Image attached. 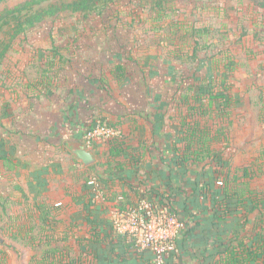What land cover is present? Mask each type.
I'll return each instance as SVG.
<instances>
[{
  "label": "rangeland",
  "instance_id": "rangeland-1",
  "mask_svg": "<svg viewBox=\"0 0 264 264\" xmlns=\"http://www.w3.org/2000/svg\"><path fill=\"white\" fill-rule=\"evenodd\" d=\"M75 1L0 4V264H44V256L53 262V252L67 253L70 264H96L94 246L84 243L91 225L86 228L80 214L73 213L76 223L65 228L54 224V214L50 224L42 221V206H53L46 202L50 183L39 187L51 174L39 170L58 165L60 154L47 146L46 135L34 140L27 133L36 114H47L49 104L71 103L82 86L86 93L88 83L100 91L92 102L102 111L90 121L112 127L120 118L109 115L146 107L148 96L157 99L158 109L171 111L172 124L189 114L188 123L226 127L230 138L237 119L264 128V0H97L87 10L74 9ZM227 64L233 67L228 85L234 102L223 117H217L220 111L201 116L200 103L191 102L189 109L182 91L196 76H220ZM202 104L207 110L208 100ZM114 128L126 139L128 132ZM91 176L106 194L101 180ZM82 178L91 205L106 206L108 218L101 223L116 230L125 212L92 191L89 175ZM254 190L264 201V187Z\"/></svg>",
  "mask_w": 264,
  "mask_h": 264
},
{
  "label": "crops",
  "instance_id": "crops-1",
  "mask_svg": "<svg viewBox=\"0 0 264 264\" xmlns=\"http://www.w3.org/2000/svg\"><path fill=\"white\" fill-rule=\"evenodd\" d=\"M85 89L88 93L82 86L71 103L64 100L62 105H47V114H36L35 125L29 124L27 129L34 140L43 137L41 134L46 135L47 146L60 154L57 155L60 158L57 159L58 165L50 164L47 169L39 170L40 173L51 174L47 180H42L50 183L51 193L46 202L53 208L43 207L54 214L53 221L57 227L65 228L76 223L72 214L78 213L86 228L90 222L91 227L84 237L89 239L95 234L92 224L108 218L106 206L91 205L89 189L82 178L86 174L91 178L94 173L109 196L125 194L133 205L143 197L152 199L159 206L171 207L173 213L187 224L191 229L190 237L179 240L178 250L168 264H264V252L258 250L259 258L250 259L243 251L244 246L260 242L261 230L256 229L259 210L254 212V216L253 212L247 215L246 210L234 209L230 215L220 219L218 207L214 206L215 200H219L215 195L221 187L215 164L189 163L183 167L177 163L175 148L183 149L182 121L172 124L176 117L165 106L158 109L156 98L147 96L146 107L138 105L137 110L122 109L116 116L109 115L112 121L120 118L115 123L131 138L126 136L127 146L131 147L126 155L112 158L111 145L105 143L91 150L95 157L93 164L85 166L79 161L68 146L83 144L84 131L90 119L102 111L92 102L100 92L97 91L98 85L88 83ZM84 98H88L89 103ZM129 117L132 118L131 126L128 125ZM252 122L251 125L244 120H235L230 147L225 152V158L233 169L248 166L259 156L264 143L261 135L264 128ZM255 132L260 133L261 139L254 135ZM100 155L102 157L98 158ZM116 163H119L118 167ZM61 168L66 172L59 174L57 171ZM250 185L252 189H262L264 174L252 179ZM56 204H62L61 208ZM101 227L105 229L100 234L103 245L89 242L94 246L96 264H154L150 251H134L117 240L113 233L109 236L112 230L110 223Z\"/></svg>",
  "mask_w": 264,
  "mask_h": 264
},
{
  "label": "trees",
  "instance_id": "trees-1",
  "mask_svg": "<svg viewBox=\"0 0 264 264\" xmlns=\"http://www.w3.org/2000/svg\"><path fill=\"white\" fill-rule=\"evenodd\" d=\"M3 1L5 0H0V4ZM96 4L97 0H76L72 7L77 10H87L92 8ZM116 69L123 73V78L126 77V74L122 67L119 66ZM220 71L222 73L220 76H209L206 77V79H202L201 77L196 76L195 81L192 84L188 85L187 88L182 91V93H184V96L182 95L181 99L183 100L184 104H189V109L191 108L190 105H192L190 104L191 102L200 103L201 111L198 110V113L201 116H210L209 114L220 111V114L218 113L217 117L222 118V111H224V109L226 111L228 108H230V106H232V102L234 101L232 98L230 86L228 85V76L229 73L233 71V67L231 64H227L224 66V68H222V70H219V72ZM218 88L221 90H216ZM215 90L216 92L214 93ZM205 100H208L207 110L205 109L206 106L202 104V102ZM228 114L229 113L225 115L226 118L230 117H227ZM188 118L189 114L188 117H185L184 121H182L181 124L183 128V149L175 148V157H177V163L183 167L187 166L189 163H195L198 165H209V163L215 164V173H217L221 178L222 183L220 190L215 195V198L218 197L219 200L216 199L214 203V206L216 208L218 207V212L221 214L220 219H224L225 217L230 215V213L234 209H242L243 211L246 210L247 215L255 212L256 210H259L256 218V229L261 230L259 234V236H261L260 242L249 247L244 246L245 249L243 250L250 259H258L259 255L256 254L257 251L260 250L264 252V209H262L264 201L259 198L260 195L257 193V191L251 188L250 181L264 174V149L261 150L258 158L250 165L233 169L230 161L225 158V152L230 147L229 129L222 126H203L200 122L196 121L194 122V124H190L187 122ZM113 126L116 127L118 125L114 124ZM110 145V156H112V158L114 159L123 157V155H126V151L131 149L130 146H127L126 139L112 141L110 142ZM220 145L221 147L218 148V146ZM118 165L119 163H116L117 167ZM45 185H47V182L40 180L39 187H45ZM33 189L34 192L40 194V192L37 191L38 187H34ZM108 199L111 202H117L116 208L120 211H126L128 210V208H133L137 205L130 204L125 194H114L113 196H110V198L108 197ZM143 199L149 200L148 198L143 197L139 199L138 203H140ZM149 201H151V203L155 207L159 208V210L168 209L171 213H173L171 207L159 206L158 203L152 199ZM42 209V221L45 224H50V213H48L43 206ZM93 225L94 224H92V226ZM101 225L102 223L95 224V234H92V237L85 240L84 243H103L100 234L105 229L101 228ZM190 232L191 229L187 227L182 239L190 237ZM111 233H113V235L117 237V240H119L121 243H124L127 248H133L134 251H138L136 249L134 241L129 238V236H122L118 234L114 229L111 230L109 236ZM177 243H179V241ZM55 254L56 253L53 252V256L55 257V260L53 262H49L48 260L50 258L44 256V264H46L47 262L49 264H70V261H67V259L69 258L67 256V253L63 252L56 255ZM93 254L95 259L94 251ZM56 256L58 257L56 258ZM77 261L78 263H80V259Z\"/></svg>",
  "mask_w": 264,
  "mask_h": 264
},
{
  "label": "built area",
  "instance_id": "built-area-1",
  "mask_svg": "<svg viewBox=\"0 0 264 264\" xmlns=\"http://www.w3.org/2000/svg\"><path fill=\"white\" fill-rule=\"evenodd\" d=\"M116 140H121L116 128L101 121H89L83 135V144L90 150L96 149L101 142ZM89 184L93 187L92 191L101 192L104 202L109 201L107 193H103L96 178L91 177ZM120 212H125L126 217L115 231L120 235L129 236L136 249L140 247L149 250L154 256V264H168L169 259L178 250L177 242L183 238L187 224L179 221L168 209L159 210L147 199Z\"/></svg>",
  "mask_w": 264,
  "mask_h": 264
},
{
  "label": "water",
  "instance_id": "water-1",
  "mask_svg": "<svg viewBox=\"0 0 264 264\" xmlns=\"http://www.w3.org/2000/svg\"><path fill=\"white\" fill-rule=\"evenodd\" d=\"M69 151L85 166L91 165L95 162V157L92 151L84 144H70Z\"/></svg>",
  "mask_w": 264,
  "mask_h": 264
}]
</instances>
